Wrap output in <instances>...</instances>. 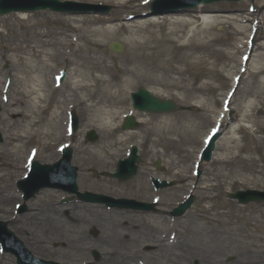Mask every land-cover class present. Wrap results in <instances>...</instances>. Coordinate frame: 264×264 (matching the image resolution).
I'll list each match as a JSON object with an SVG mask.
<instances>
[{"label": "rangeland", "instance_id": "1", "mask_svg": "<svg viewBox=\"0 0 264 264\" xmlns=\"http://www.w3.org/2000/svg\"><path fill=\"white\" fill-rule=\"evenodd\" d=\"M73 1L88 3L90 0ZM94 3L98 4L93 0L89 4ZM99 3H102V1ZM102 5L110 6L111 9L108 14L77 15L38 10L36 12H26L27 14H24L25 17L22 16L23 14L16 12L4 14L0 16V20L13 14L15 15L9 29L3 31L8 32L10 36L17 33L27 34L29 30H25V25L33 23L36 24V27L41 26V29L62 32L66 29H71L73 22L70 18L72 17H75V21H78L79 17L82 16L96 17L101 15V17H110L117 21L114 23L130 24L133 23V20L138 19L137 17L141 16L144 19L143 22L149 21L151 24L152 21H156L153 22L154 30L156 33L162 34L164 32L163 29L169 26L170 18L175 16L162 15L144 18L141 14L138 15L137 13L135 17L133 16L129 20L125 15L131 13V10L135 8L134 4L130 3L127 4L128 6L120 7L116 3L104 2ZM203 6L214 8L210 14L206 15L208 23L204 25V31L197 32V28H193L195 26L202 27L200 25L201 18L192 19V17L186 16L184 18L192 21L193 24L187 26L182 33L178 32L182 36L178 43H185L187 42V38L193 33L191 31L193 28L196 31L194 40L195 42L203 43L202 50L196 51L194 57L191 58V62L174 61L171 67L173 66L175 70H168L164 64H158L161 70L156 75L158 74L159 76L157 78H162V83L160 84H155L144 77V75L149 77L148 74L142 73V67H146L147 63L131 62V65L125 64L126 57L131 53L132 46L123 42L120 39L121 36L114 37L98 46L97 49L95 48L99 59H103L105 63L113 65L116 73L119 72V69H123L124 66L138 68V73L130 79L132 83L129 82L128 85H123L124 90H127L126 94L117 99L115 104L112 103L107 106L101 115V117L107 116V118L105 117L106 119H111V127L114 129L113 133H107L97 126V116L100 115L99 113L87 111L83 104L78 103L70 105L66 110L62 111L63 138L61 137L56 141L49 140L44 148L37 139H31L28 140L26 145L21 146L17 152L20 166L24 165L28 151L34 147H37L38 150L36 155L37 161L51 163L59 157L56 147L65 141H72L70 147L73 151L75 150L72 163L78 167L77 186L83 192L84 190H88V188L82 186V182L86 178L91 180L108 178L105 173L112 171L111 169H114L116 160L125 156L127 145L136 144L138 145V154L140 156L137 175L126 181L114 180L116 185H114L112 190L115 191L107 194H111L112 196L124 188H129L128 194L124 195L143 200L141 197L142 190H140L139 185L142 182L149 188L147 176L154 175L173 181L174 184L172 186L170 185L169 188H165L160 192V209L151 213L154 218L161 215L163 221H158L159 218H156L154 222L152 218L148 219L150 217L147 214L140 217L133 216V213L130 214L129 212L126 214L127 217H121L120 211L114 209L107 210L101 207L98 210L101 216H105L106 218L107 216H112L108 225H103L98 215L99 224L91 229L88 224L82 221H79L80 224L72 223L69 228L67 225L68 221L62 222V216L66 215L65 209L59 210L54 218H50L48 210H38L30 214L28 206H26L25 211L17 214L19 223H16L18 218L13 219L14 216L11 213L14 203L17 202L15 201L16 199H10L7 203L0 199V220L7 222V226L14 229L13 232L17 237H20L24 241L25 237H30L32 240L41 239L44 241L48 248L47 252L40 243L30 242L29 245L26 244L34 255L41 258L53 259L60 264H81L87 260L94 261L92 264L97 261L98 264H137L138 259H143V257L147 256L150 257L148 259H150L152 264H190L195 259L201 264V258L205 259L206 264L210 260H217L221 264H227L234 260V255L239 253L238 250L245 251V246L251 243V239L244 238V232H252L248 227H244V222L238 217L240 213H247L249 211L248 207L243 210L244 206H240L238 202L228 198L227 193L237 189L264 190V160H260V155L264 154V149L260 150L258 146L260 143H257L258 140L264 138V130H256L257 125L264 126V18L259 14L254 15L256 11L252 0H242L233 3L219 1ZM196 9L197 7L188 10L187 13L191 14L193 12V15H195ZM262 11L264 10L260 9V12ZM230 17H235L239 23H241V18L244 17L245 21L241 23L245 26L243 32L236 30L235 25L227 24ZM138 20L141 19L139 18ZM257 20H260L261 33L258 38L255 37L251 41L249 35L251 30L256 28L253 27V24ZM86 22H89V20H86ZM121 35H125V33ZM111 41L121 42L124 46L123 51L120 53L111 52L108 48V44ZM247 42L249 44L245 45ZM2 53L3 50L1 55ZM244 57H246V61L244 64H241ZM24 62L19 57L16 60L14 56H12L11 61L3 59V57L2 59L0 58V133L2 136L0 143L3 142L5 130L9 129L13 131V121L17 119V115L11 112L14 105L11 102L8 103L7 101L9 100L7 98L10 97L9 95L15 97L16 90L22 89L24 86L22 80L20 81L28 71L24 67ZM39 70L44 74L47 79L46 81L51 83L49 93L52 94L53 99L47 106V113L54 106L57 101L56 98H61L63 94H67L68 92L70 82L68 76L71 70V62L66 55L57 56L48 60L46 64L39 65ZM61 70L66 71L65 78L61 85H59V88H54V84L56 83L52 77ZM242 70L248 73V75L245 78L242 76L240 82L233 87V79L237 78L243 72ZM259 70L260 72L257 75L256 72ZM7 78H10L11 82L8 90H5L4 86ZM139 86L150 90L155 96L160 98H170L177 101L182 106L181 110L177 111V113L173 112L169 114L134 112L133 114L138 123L133 130L128 132L123 131L120 125L122 117L126 112L131 111L128 94ZM229 89H234L233 97L230 98L232 114H228V111L223 109ZM242 106H246V111L244 110L243 112L247 114L245 118L241 117L243 114L241 113ZM71 109L77 113L79 128L74 134L70 135L66 131L65 122H67L68 111ZM224 112L227 115H224ZM231 116H234V118H231ZM238 126H241V128L237 129ZM212 128H217L218 131H221L220 137L216 142L212 158L208 163H204L201 166L202 174L198 177V184L193 192V204L184 215L176 218V221L172 225L175 227L173 229L174 232L172 231L175 240L171 242L169 234L171 231L166 229L170 222L165 210L171 206L173 208L176 203H179L180 200L191 192L193 183L196 180L194 165L197 155L206 135ZM90 129L95 130L98 135V139L92 143L84 141L86 131ZM230 138L232 139L230 140ZM228 140L231 141L230 150L225 149ZM155 141H159V143L153 144ZM108 144H115L109 147L110 153L106 154L111 157L108 163L106 161L107 158L100 160L98 153L96 154L98 158L96 161L88 160L89 156H87L86 150H83L84 148L90 149L93 146L104 147L103 145L107 146ZM236 146L243 147V150L238 151ZM236 155L247 158L249 161H245V163L240 161L231 162L232 157ZM156 159L160 160L162 170H157L153 167ZM6 161L7 155L5 153L1 154L0 171L3 172L4 178L0 186H5L4 188L9 189L12 193L16 190V181L22 176V168L15 172L14 166L7 164ZM246 167H248L247 170ZM234 169L241 175L237 177V180L240 182L232 185V181L226 175ZM94 171H96L97 176L93 175ZM243 179L247 181L244 183ZM91 190L89 188V191ZM96 190L95 192H97ZM48 193L43 192V194L39 195L42 198L41 200L50 202L53 199V201L57 200L61 202V195H66L67 198V194L61 191L52 192V194ZM2 196L0 194V197ZM146 197V201L150 202V198L153 197L150 188ZM69 200V203L77 201L74 196L69 198ZM36 201L34 199L32 202ZM168 203L170 204L167 205ZM212 204L215 207H221L224 211L229 210L228 215L231 217L224 216L220 219L224 221L229 220L231 224L223 223V225H220L218 222H211L209 218H206L209 217L208 215L203 216L199 212L200 209ZM250 205L251 207H258L255 205H261V203H252ZM6 210L9 212L5 213ZM190 212H193L192 218L187 217ZM211 213L212 211H210ZM116 215L126 218L127 223L130 224H133L131 221H135L133 225L122 223L120 226L112 228L115 230V233L108 240H115V244L111 246V251L115 252L116 250L118 253L126 254L127 251L136 250L137 258H107L108 260L105 259V263H103V259L100 256L95 260L91 259L89 255H80L75 245L76 242L78 243V247H80L79 249L85 253L95 249V246L93 247V243L95 242L96 246H99L98 250L100 252L105 250V246L102 243L107 241L105 238H108L110 234L109 229H111V224L114 223L113 220L116 218ZM107 221L108 218L106 219ZM40 222L41 224H39ZM108 226L109 229H107ZM20 227L22 228L21 230H19ZM123 227L125 228L123 229ZM238 227L241 229L240 231L237 229ZM26 228L32 230L30 235L25 233ZM222 229L224 231H231L232 235L229 238L226 237L222 233ZM82 230L85 232H82ZM167 239L170 241L168 242ZM143 244L148 246L145 248L147 252L144 251V247H141ZM91 245L92 247L87 250L86 247ZM167 251H172V256H169ZM9 258L11 259L10 255L4 257V264H14L12 261L8 262Z\"/></svg>", "mask_w": 264, "mask_h": 264}, {"label": "bare ground", "instance_id": "2", "mask_svg": "<svg viewBox=\"0 0 264 264\" xmlns=\"http://www.w3.org/2000/svg\"><path fill=\"white\" fill-rule=\"evenodd\" d=\"M97 3L102 1V3H116L120 7L128 6L127 4H134L135 8L131 10V13L125 15L126 18L130 20L135 14H141L143 17H155L148 14V1L147 0H93ZM89 2H92L90 0ZM253 6L255 8L254 15H261L264 18V11L260 12V9L264 10V0H252ZM100 4V3H99ZM214 8L198 5L195 15L193 12L180 14L174 12L173 17L169 20V26L166 29H163L164 32L156 33L154 30V24H150L149 21L143 22L141 20H133V23H114L117 22L110 17H79L78 21H75L76 18H70L72 20L71 29H66L62 32H53L52 30L41 29V26L36 27V24L25 25V30H29L28 33H17L8 35V32H3L8 30L11 26V23L14 19V14L10 17L0 20V58L9 59L11 61L12 56L17 60L21 59L24 62V67L28 69L25 77L20 79L24 83L23 88L17 89L15 97L9 95L8 103L11 102L14 105L11 112L17 115V119L13 121V131L9 129L5 130L3 137V142L0 143V155H7V164L14 166V171L22 168L17 159V152L21 146L27 144L28 140L37 139L38 142L44 147H46L49 140H58L61 137L63 138L62 133V111L66 110L69 105H74L81 103L84 105L87 111L97 112L100 115L98 117V127L106 131L107 133H113L114 129L111 127V119H106L107 116L101 117L103 111L107 106L114 103L122 95H125L127 90H124L123 85H128L129 82L132 83L131 77L136 75L138 68L124 66L123 69H119V72L114 71L113 65H109L99 59L97 56V47L102 45L104 42L109 41L110 39L121 36L120 39L123 42L132 46L131 53L126 57V65H131V62H142L147 63L146 67H142V73L148 74L151 82L155 84L162 83V78L159 77L158 73L161 70L158 67L159 65L164 64L166 69L175 70L171 65L175 62H191V58L194 57V54L198 50H202L203 43L195 42L196 31L193 28H197V32L204 31L203 27L207 24V16L212 12ZM133 12V13H132ZM25 17L24 13L22 15ZM167 16V15H165ZM189 16L193 18H201L200 25L202 27H193L192 34L187 38V42L178 43L182 38L178 32H183L187 26H191L193 23L184 17ZM89 20V22H86ZM244 17L241 18L240 22H244ZM149 22V23H146ZM236 21L235 17H230L227 24L235 25L236 30L243 32L245 26ZM124 30V31H123ZM13 31V30H12ZM125 33V35H121ZM261 30L260 27L254 34V38H258ZM82 42V44H80ZM96 48V49H95ZM3 53L1 55V52ZM66 55L71 62V70L68 76L69 79V89L67 94H63L61 98H56L54 106L47 111V106L51 103L52 94L49 93V87L51 83L46 81L44 74L40 72L39 65H44L48 60L57 56ZM32 62L33 65H32ZM128 63V64H127ZM37 65V66H36ZM153 72V73H151ZM260 70L256 72L258 75ZM248 73L244 72L241 76L246 77ZM156 76L155 78H153ZM67 79V80H68ZM55 88V87H54ZM249 92V91H248ZM231 109V108H230ZM246 111V106H242V112ZM240 113V114H241ZM108 114V113H107ZM247 114H242L241 117L245 118ZM234 116H231V118ZM112 118V117H111ZM93 121V120H91ZM143 124V122H142ZM241 126H238L237 129H240ZM256 130H264L263 125H257ZM109 135V134H108ZM232 138H230L231 140ZM227 141L225 147L226 150H230L231 141ZM159 141L153 142V144H158ZM257 143H260L258 146L261 149H264V138L258 140ZM115 144H108L101 146H93L90 149L86 150L88 160L96 161V159L103 160L107 158L106 161L111 159L107 156V153H110L109 147H112ZM238 151L243 150V147L236 146ZM46 151V150H45ZM47 152V151H46ZM98 153V158L96 154ZM107 154V155H106ZM102 155V156H101ZM49 158V157H48ZM264 160V154L260 155V160ZM13 161V163H11ZM231 162L240 161L245 163L249 161L247 158H242L238 155L232 157ZM224 162V161H223ZM248 167H246V170ZM24 169L22 168V172ZM252 172V171H251ZM250 172V173H251ZM257 173V172H255ZM260 174V173H259ZM239 172L235 169L228 173L226 176L232 181V185L240 182L237 177L240 176ZM4 174L0 171V183L3 182ZM99 179L98 181H93L86 178L82 182V186L97 189L99 191L110 192L115 183L112 181ZM247 180L243 179L245 183ZM5 186H0V194L3 196L0 197L1 201H9L10 199L16 196V192H10L9 189H5ZM82 187V188H84ZM143 191V199H147L146 195L149 192V188L145 183L141 182L140 185ZM129 188H124L123 193ZM151 190V189H150ZM39 204H32L31 208H34L32 213L40 209L49 208V213L55 215L59 212L60 208H52L49 203L42 200L38 201ZM171 203V202H170ZM168 203L167 205H169ZM160 204V201L157 205ZM256 204V203H255ZM34 206V207H33ZM244 206L243 210L247 209V213H240L238 215L239 219L244 222V227H248L252 233L244 232V238L251 239V243L245 246V251L238 250L239 253L234 255V260L227 264H264V205H255L254 207L249 205H240ZM170 207V206H168ZM100 206L98 204H85V203H71L69 209H65V217L62 216V222H67L69 228L72 223L76 224L79 221H97L98 215L100 216V222L103 225H108L112 216H107L108 221L106 222V217L100 215ZM158 208V207H157ZM160 209V208H159ZM210 211L212 213L210 214ZM121 217H125L127 211H122ZM199 212L203 216L208 215L211 222H218L220 225L231 224L229 220H221V217H231L229 216V210L224 211L221 207L215 205L205 206L203 209H200ZM192 213H188V218H192ZM212 216H210V215ZM145 213H135L133 216L143 217ZM32 216V215H31ZM132 216V215H131ZM130 216V217H131ZM155 222V219L159 218L158 221L163 218L160 215L159 217L153 216V214H147ZM116 215V218L113 220L114 223L111 224V228L120 226L122 223L133 225L134 221H131L133 224L127 223L126 218H121ZM127 217V216H126ZM186 217V218H187ZM130 220H132L130 218ZM176 220H173L169 217L168 230L174 229V224ZM145 222V221H144ZM23 223V222H22ZM41 224V222L39 223ZM117 224V225H116ZM178 224V221H177ZM110 226V225H109ZM109 226L107 229H109ZM223 227V226H222ZM22 228L20 227L19 230ZM241 230L239 227L237 228ZM112 231L111 229H109ZM200 230V228H199ZM26 231L31 234L32 230L26 228ZM222 233L226 237H230L231 231H224ZM221 236V235H219ZM43 242V241H42ZM40 243V242H39ZM165 244V243H164ZM167 245V244H165ZM171 246V244H169ZM244 250V249H243ZM79 251V250H78ZM106 254V253H104ZM117 254V259L119 258ZM103 259V263H105ZM108 260V259H107ZM201 264H206L205 259L201 258ZM217 260H210L208 264H221Z\"/></svg>", "mask_w": 264, "mask_h": 264}, {"label": "water", "instance_id": "3", "mask_svg": "<svg viewBox=\"0 0 264 264\" xmlns=\"http://www.w3.org/2000/svg\"><path fill=\"white\" fill-rule=\"evenodd\" d=\"M40 1L43 3H38V4L34 5L32 7V9H38V8L44 9V8L48 7L53 11H56V10L57 11H69L70 8L67 5L72 4V3H68V2H60V1L58 2V0H40ZM11 9L12 8L3 7L0 4V14L9 12ZM152 11H153V13H155V11L153 10V7H152ZM110 48L113 51H120L121 50L120 44H118L116 42H113L110 45ZM131 96L133 98V106L139 110L152 111V112H163V111L167 112V111L177 109V106L175 105V103H173L169 100L157 99V98L151 96L150 94H148V92L146 90L141 89V88H139L135 94H131ZM73 118H74V124H76L75 116ZM134 124H135L134 120L131 117H128L125 124H124V128L125 129L130 128V127L134 126ZM216 137H217V135L215 136V138L212 139V141H214L216 139ZM87 138L90 140H94V139H96V135L93 131H91V132H89ZM212 141H211L210 145L208 146V148L206 149V151L204 152V158L205 159H208L210 156V151L213 147ZM65 156L67 158L70 156L69 151H67L65 153ZM137 160H138V157L135 155V148H134L132 155L128 159H125L124 161L119 162V164L117 166L116 173L111 174V175L119 177L120 179H126V178H129L130 176H133L135 174V171H136L135 162ZM61 162H62V160H61ZM54 167H55V165L50 167L47 165L40 166L38 163H35L34 167H33V172L31 174V178L39 173V169L48 170V169H53ZM86 194H88V193H86ZM236 195H237V193L232 194L233 197H235ZM238 195H240V197L244 198V199L250 198V196L246 197L248 195V192H244V193L239 192ZM254 198H256V197L254 196ZM192 200H193V198H190L187 202H185L184 204H181L179 207L175 208L172 211V213L177 214V215H180V214L182 215V213L185 211V209L188 208L189 205H191Z\"/></svg>", "mask_w": 264, "mask_h": 264}]
</instances>
